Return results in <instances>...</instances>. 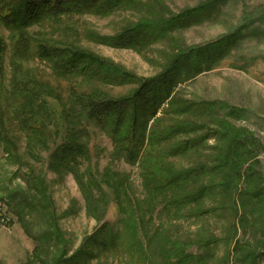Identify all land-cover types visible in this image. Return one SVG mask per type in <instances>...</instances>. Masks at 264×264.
I'll return each mask as SVG.
<instances>
[{
  "label": "rangeland",
  "instance_id": "374dc122",
  "mask_svg": "<svg viewBox=\"0 0 264 264\" xmlns=\"http://www.w3.org/2000/svg\"><path fill=\"white\" fill-rule=\"evenodd\" d=\"M9 1L19 0H4ZM211 4L216 5L211 18L163 30L172 19ZM141 25L152 27V38L133 34L126 46L111 44ZM0 38V125L19 155L14 160L15 151L7 148L0 132V203L9 217L8 223L0 222V264H240L233 253L236 243L254 249L259 237L249 226L234 232L228 211L206 214L220 207L219 189L199 203L179 207L170 202L181 198L186 188L154 187L164 175L211 169L224 145L220 135L228 128L255 137L256 168L264 175V0H123L115 8L104 4L49 16L22 33L0 24ZM211 46H218L216 56L210 53L185 63L171 84L170 99L154 116L148 110L151 98L144 104L136 163L120 155L110 131L85 120L75 126L73 101L78 97L131 98L141 81L163 75L177 57ZM44 49L59 55L85 52L96 63L84 66L83 73H65L57 69L58 59L42 58ZM198 62L200 68L195 69ZM99 63L107 66L98 70ZM110 68L131 75L130 80L110 74ZM21 89L40 95L32 101V92L24 97ZM208 104H215L216 112L208 114ZM20 107L31 109L45 127H23ZM233 108L242 111V117L230 116ZM120 119L127 123L131 114ZM192 125L198 128L166 138L178 126ZM76 133L87 155L68 157L61 167H53V154ZM187 143L184 154L167 155ZM42 180L48 188L43 194L32 188ZM80 181L86 188L88 183L92 209ZM211 183L205 179L203 186ZM197 210L205 215L197 216ZM109 230L118 236L115 250L88 244L92 236L108 239ZM205 240L209 248L203 247ZM180 245L194 259L179 263L182 255L177 258L171 252Z\"/></svg>",
  "mask_w": 264,
  "mask_h": 264
},
{
  "label": "trees",
  "instance_id": "16d2710c",
  "mask_svg": "<svg viewBox=\"0 0 264 264\" xmlns=\"http://www.w3.org/2000/svg\"><path fill=\"white\" fill-rule=\"evenodd\" d=\"M121 2H123V0H106V3H102V0H19L6 3L4 0H0V24L11 32L22 33L27 28L36 23L42 22L49 16L57 17L62 14L86 12L94 8H103L104 4L109 5L111 8H115ZM204 10L205 13L203 12ZM215 10L216 5L211 4L208 8L203 7L199 10L188 11L181 16L172 19L168 23H165L166 25L163 27L165 29L163 30L170 31L177 28L188 27L189 25L186 24L197 19H209ZM151 28L152 27L149 25H141L138 28L130 29L124 32L121 36L116 37L113 41L114 43L111 44L116 46H126L134 38L133 34H146L148 35V38H152ZM219 45L220 44L218 43V46ZM217 47L211 46L208 49H201L182 54L175 59L163 75L152 80L141 81L140 90L131 98L119 101H94L91 99L87 101L85 99L81 100V98L78 97L79 100L77 98L76 101H73L75 104L73 116L77 121V125L75 126L82 125L84 122L82 123L81 120H85L86 124L100 126L103 129L110 131L111 137L116 140L115 142H119L118 151L120 155L124 156L129 162L133 164L136 163L139 160L138 149L140 144L136 139L141 134L140 119L142 118V112L145 109L144 104H146L151 98L149 101L151 102V105H149L148 110L152 112L151 114L154 116L155 113H157L158 108L170 99L171 84L174 78L177 77V73L184 68L185 63L190 62L192 59L193 61L194 59L200 60L203 57L210 55V53L214 56V50H216ZM3 51V42L0 38V67ZM42 58L58 59L56 67L65 73H83L84 66L96 63L95 58L80 51H64L63 55H59L57 51L44 49ZM104 66H107V64L99 63L97 69L101 70ZM199 68V62L195 63V69ZM114 72L124 82L130 80L131 75L129 76V74L110 68V74H113ZM20 92L24 96V93H31L32 91L21 89ZM161 92H163L164 95L160 94ZM31 94L33 97L31 99L32 101L40 95L35 92H32ZM220 105L225 108L224 104ZM207 109L208 114L216 112L215 104H208ZM231 110L230 116L235 118L242 117V111L235 108ZM31 111V109L26 110L24 107H20L17 110V115L21 116L23 127L29 128L33 131H37L38 126L45 127L43 126L42 119L38 116L34 117ZM186 111H183V113H186ZM127 112L131 114V119L125 123V121L120 119V115ZM75 126H70L69 129L73 130L72 128ZM197 128L198 127L194 125L186 127L178 126L172 130L170 136L166 138L184 132H193V130ZM76 130H78V128ZM0 132H3L4 139L7 141V143L5 142L7 148H10L11 146L12 149H14V160H18V148L9 141L6 127L0 125ZM82 133L85 136L86 132L82 131ZM80 137V133H76L72 141L62 145L53 154L51 161L53 167L55 165L61 167L60 162L63 163L68 157L81 156V158H84V156L87 155V147L81 143ZM220 137L224 145L219 149L221 155L217 157L214 162L215 165H213L211 169L204 167L193 171L176 173L172 176L164 175L162 181L154 188L161 190L169 189L171 187H174V189L186 188V193L183 194L181 198L170 202L172 206L176 205L179 207H186L188 205L199 203L207 196L213 195L217 189H219L220 194L223 196V201L220 203V207L207 211L206 214L220 211L222 214V212L228 211L232 220H234L232 223L234 232H237L239 229H244V232L246 231V227L249 226L250 231L259 237L256 246H254V249H251V245L249 246L238 241L234 246L233 253L239 257L238 261L240 264H259L264 261V175L256 168L259 165L257 162L258 154L256 151V140L253 135L241 133L232 128L225 129ZM152 139L154 140V138ZM38 142L42 147L46 148L48 146V143L43 141V139L38 140ZM38 142L36 141L37 145ZM165 142H167L166 139ZM188 150L189 144L187 143L173 148L167 153V155L178 156L184 154ZM35 152L36 151H33L31 154H35ZM208 178L209 180H212V183L203 186L205 179ZM215 178L219 180V183L214 181ZM83 183V181H80L89 203V209H92L94 200L92 201L87 194L86 189L88 188V183H86L87 188ZM32 188L34 191L41 194L48 189L44 180L40 181L35 186L32 185ZM197 212V216L205 215L198 210ZM108 233V239H99L97 236H92L88 240V244H95L102 246L105 249L109 248L115 250L116 245L119 243L117 233L114 230H109ZM231 238L233 239V237ZM215 242L218 244V241ZM202 245L204 248H209L211 243L205 240L202 242ZM186 254L182 245L177 246V248L171 252V255L177 258V255H182V259H178L179 263L186 261V263H188L191 259H194L193 255L190 256ZM29 264H32V261H30Z\"/></svg>",
  "mask_w": 264,
  "mask_h": 264
},
{
  "label": "built area",
  "instance_id": "2783aa9c",
  "mask_svg": "<svg viewBox=\"0 0 264 264\" xmlns=\"http://www.w3.org/2000/svg\"><path fill=\"white\" fill-rule=\"evenodd\" d=\"M9 217L7 215L5 205L3 203H0V222L1 223H8Z\"/></svg>",
  "mask_w": 264,
  "mask_h": 264
}]
</instances>
